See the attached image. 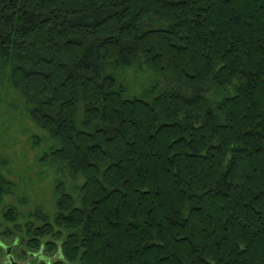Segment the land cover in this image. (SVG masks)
I'll return each instance as SVG.
<instances>
[{"label":"trees","instance_id":"obj_1","mask_svg":"<svg viewBox=\"0 0 264 264\" xmlns=\"http://www.w3.org/2000/svg\"><path fill=\"white\" fill-rule=\"evenodd\" d=\"M0 86L73 184L18 229L0 169L20 258L264 264V0H0Z\"/></svg>","mask_w":264,"mask_h":264},{"label":"rangeland","instance_id":"obj_2","mask_svg":"<svg viewBox=\"0 0 264 264\" xmlns=\"http://www.w3.org/2000/svg\"><path fill=\"white\" fill-rule=\"evenodd\" d=\"M161 52L165 56L164 49L161 48ZM124 75L127 79L124 82L132 86L136 93L142 91L143 85L149 84L150 73L142 74L130 69ZM47 136L48 134L32 122L24 110L22 100L0 86V169L15 184L14 194L6 197L2 209L10 205L20 212L18 229H23L21 226L27 221L40 225L36 212L38 209L50 214L55 212L57 185L63 183L66 190L73 185L67 180L65 173L45 167L38 160L51 143ZM7 226L12 228L0 213V264H12L9 263V256L13 257L15 264H34L30 257L24 259L18 256L21 249H25L23 246L11 248V242L2 235ZM4 248H11V253L7 254ZM43 253L51 258L52 264L61 257L59 251L52 256L46 250Z\"/></svg>","mask_w":264,"mask_h":264},{"label":"flooded vegetation","instance_id":"obj_3","mask_svg":"<svg viewBox=\"0 0 264 264\" xmlns=\"http://www.w3.org/2000/svg\"><path fill=\"white\" fill-rule=\"evenodd\" d=\"M14 249L16 248L14 245H11V248ZM0 248H2V246L0 245ZM11 248H4L5 249V252L7 254L11 253ZM47 251V246H43L42 248H40V251L37 252V253H34V252H29L28 255L26 256L25 259H27L28 257H30L34 264H52L51 262V258H47L45 255H44V251ZM59 251V250H58ZM16 254V253H15ZM17 255V254H16ZM53 254H50V256H52ZM20 256V254L18 255ZM9 263H12L9 261ZM12 264H15V262L13 261ZM19 264V263H18Z\"/></svg>","mask_w":264,"mask_h":264},{"label":"water","instance_id":"obj_4","mask_svg":"<svg viewBox=\"0 0 264 264\" xmlns=\"http://www.w3.org/2000/svg\"><path fill=\"white\" fill-rule=\"evenodd\" d=\"M9 261L13 263V257L12 256H9L8 257Z\"/></svg>","mask_w":264,"mask_h":264}]
</instances>
